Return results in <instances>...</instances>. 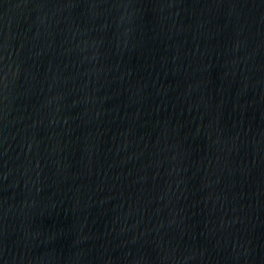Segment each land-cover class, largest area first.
I'll return each mask as SVG.
<instances>
[{
  "label": "water",
  "instance_id": "obj_1",
  "mask_svg": "<svg viewBox=\"0 0 264 264\" xmlns=\"http://www.w3.org/2000/svg\"><path fill=\"white\" fill-rule=\"evenodd\" d=\"M112 264H264V0H11Z\"/></svg>",
  "mask_w": 264,
  "mask_h": 264
}]
</instances>
